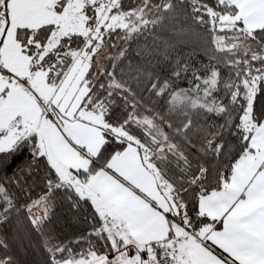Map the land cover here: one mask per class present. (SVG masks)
Wrapping results in <instances>:
<instances>
[{"label":"snow or ice","instance_id":"obj_1","mask_svg":"<svg viewBox=\"0 0 264 264\" xmlns=\"http://www.w3.org/2000/svg\"><path fill=\"white\" fill-rule=\"evenodd\" d=\"M193 25L210 33L208 64L177 59L163 78ZM109 47L118 52L105 67ZM189 72V87L174 88ZM258 92L264 0H0V264H24L18 251L34 237L43 264H264ZM232 140L238 158L217 166L212 185L206 165L223 162ZM25 149L30 160L13 170ZM33 166L46 172L35 199ZM61 190L99 218L87 237L50 233Z\"/></svg>","mask_w":264,"mask_h":264},{"label":"trees","instance_id":"obj_2","mask_svg":"<svg viewBox=\"0 0 264 264\" xmlns=\"http://www.w3.org/2000/svg\"><path fill=\"white\" fill-rule=\"evenodd\" d=\"M125 6L133 5L134 0H123ZM223 34V33H221ZM167 38V37H165ZM170 42H173L170 40ZM158 47L163 48L162 42H158ZM207 52H211L210 46V33L199 26L193 25L191 34L186 38V42L178 45L174 50L170 51V60L168 62L162 63L161 67L163 72L161 73L163 78H168L172 75V70L175 68L176 60L179 59L182 62H187L191 66L196 68H202L204 65L209 62V55ZM108 51V52H107ZM118 52V48L109 47L106 50L105 56L108 54L115 55ZM132 55L135 56V45H133ZM222 59V58H221ZM105 67L110 65V61L105 58L103 62H100ZM128 61H125L124 64L127 65ZM135 63V61H133ZM258 66V65H257ZM95 65L90 71H95ZM128 69L125 67V71ZM159 71V69H158ZM231 70L227 67H224L223 64H220V72L222 77L227 78ZM189 80H191V72L187 75L182 74L179 79L174 80V88H188ZM145 95H147L145 93ZM218 98L224 96L223 90H220L217 94ZM155 99V98H153ZM254 107L257 111L264 109V95L257 93V98L254 104ZM122 108V103L117 100V106H114V115H119ZM235 115V114H234ZM209 123H223L222 120L216 118L215 120H209ZM136 134L141 135L140 130L136 131ZM238 141L232 140L229 148V152L223 157V162L220 159H213L210 165H206L212 169L210 176L208 177L210 183L215 185L216 180V171L215 169L219 166L221 172H223L229 161H234V158H238L239 148ZM111 151V149L109 150ZM108 153H105L107 155ZM193 159H199V157H194ZM30 160V152L25 149L22 154H20L13 165V170L16 167H24ZM203 163V161H200ZM11 175V171L7 173ZM45 168L40 167L37 169L33 166L32 176L28 177L31 184L29 189L30 194L33 199L37 198L43 191H45V184L43 177L45 176ZM188 197V200H192V189H189L188 193H185ZM76 197L73 196L72 199H69L64 195L63 190H61L53 202L51 209L50 220L48 224V229L52 236L55 238L57 243L63 242L67 243L68 241H76L82 237H87L88 233L92 231L94 226H99L98 217L94 219V211L90 203L81 201L79 207H74L73 203ZM23 200V197H21ZM190 209L192 207L191 203L189 205ZM38 238H33V244L30 249L25 251L23 248L19 249L18 255L21 261L24 264H43L45 254L42 249L38 246ZM75 252L81 251V249H87L88 244L86 241H81L79 245L73 243L71 245ZM99 251L104 252L105 249L102 246V242L98 244Z\"/></svg>","mask_w":264,"mask_h":264},{"label":"rangeland","instance_id":"obj_3","mask_svg":"<svg viewBox=\"0 0 264 264\" xmlns=\"http://www.w3.org/2000/svg\"><path fill=\"white\" fill-rule=\"evenodd\" d=\"M105 53H106V50H102V52H101V58H100V61L99 62H103L105 60V58H104L105 57Z\"/></svg>","mask_w":264,"mask_h":264}]
</instances>
